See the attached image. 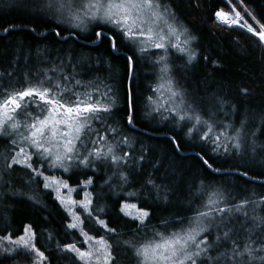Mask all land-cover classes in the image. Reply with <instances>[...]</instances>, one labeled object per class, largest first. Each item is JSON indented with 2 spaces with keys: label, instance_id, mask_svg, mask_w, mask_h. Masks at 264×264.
<instances>
[{
  "label": "trees",
  "instance_id": "trees-1",
  "mask_svg": "<svg viewBox=\"0 0 264 264\" xmlns=\"http://www.w3.org/2000/svg\"><path fill=\"white\" fill-rule=\"evenodd\" d=\"M39 1L0 0V73L4 74L0 76V86H7L9 79L18 86L23 85L25 73L48 69L63 61L66 73L72 74L75 65L78 79L85 83L98 79L111 87L110 95L115 105L107 119L109 124L119 129V135L108 133L107 143L114 145L117 155L122 152L131 154L128 166H121L128 175V183L122 184L118 176H113L116 166L107 161H96L87 168L74 166L69 172L49 169L44 163L42 170L45 175L66 180L75 189L73 196L78 201L84 198L85 191L91 193L92 208L103 209L102 212L94 211V215H99L109 228L116 231L108 232L79 207H75V212L84 219L82 227L85 231L96 238L104 237L111 244L114 264H137L126 241L138 246L152 237L154 229L164 232L165 222L167 231L178 230L182 226L179 223L181 219L186 226L213 191L225 194L227 203L221 204V207L243 200L259 202L264 197V176L249 180L236 174L244 168L250 169V176L262 171L259 166L262 155H255L257 163L253 164L251 147L243 156L233 155L232 149L228 154L223 151L213 154L211 145L201 141L197 133L191 138L186 135L192 122L177 125L172 120H163L153 111L154 105L148 100L149 97L155 100V79L162 66L157 61L166 56L169 75L176 87L199 108L204 119L215 113V121L231 123L235 129L246 118L245 145L255 143L258 152L264 147V44L245 29L229 27L215 19L217 10L230 9L224 0H164L179 22L195 37L192 41L196 59L191 64L187 62V55L173 49L165 53L161 49L150 48L141 54L137 47L126 42L110 26L97 28L95 24H90L86 31L72 29L68 25L58 28L55 19L37 12ZM232 3L235 4L236 0ZM243 7L255 16L256 21L264 24V0H244L243 6L237 5V10L248 23L259 31V25L244 14ZM101 28L106 36L117 35L119 53L112 51L107 38L93 43L96 39L94 30ZM57 30L61 31L59 37L55 35ZM73 32L78 35L72 36ZM64 37L68 38L65 40ZM127 56H132L131 65ZM69 57L71 63H68ZM8 73H13V76L9 77ZM104 91L101 86L100 92ZM245 91L247 94H244ZM95 95L98 97L100 94ZM129 99L134 126L127 123ZM218 101L224 102L223 112ZM231 106H235V111ZM29 111L36 113L31 107ZM225 112L228 115H224ZM93 126L101 128L99 123ZM125 136L129 139L128 145L119 143ZM172 136L181 145L179 152L170 142L169 137ZM6 139L3 140L0 135V142H8L9 139ZM99 145L106 147L103 143L90 147ZM13 148L9 144L8 150H11L5 151V154L12 155ZM201 149L202 154L214 161L213 167L218 168V172L210 171L201 164L196 156ZM1 162L0 171L4 167V162ZM32 163L34 167H39L42 162L33 155ZM31 175L29 169L19 165L13 166L4 175L7 182L0 183V237L11 235L15 238L23 233L25 226H29L35 233L33 242L48 258L45 264H83L74 253L61 251L68 243L84 247L81 246L83 237L79 229L67 227L71 223L68 211L55 198L54 191L44 189L39 177L30 182ZM149 177L157 185L164 186L159 197L145 183ZM89 178L93 183L85 187L84 182ZM106 180L108 183H105ZM165 193L167 199L164 198ZM30 196L37 198L29 199ZM124 203L136 204L138 208L150 212L146 227H141L138 221L120 211ZM252 207L249 205L247 209L250 215ZM262 209L264 203H259L256 214L264 216ZM215 236L213 231L209 241ZM24 261L17 260L14 255L0 253V264H22Z\"/></svg>",
  "mask_w": 264,
  "mask_h": 264
},
{
  "label": "snow or ice",
  "instance_id": "snow-or-ice-1",
  "mask_svg": "<svg viewBox=\"0 0 264 264\" xmlns=\"http://www.w3.org/2000/svg\"><path fill=\"white\" fill-rule=\"evenodd\" d=\"M224 2L230 6L231 11L217 10L214 13L217 20L229 27L236 25L245 29L264 44V24L256 21L255 16L243 7L244 14L259 25L258 31L248 23L241 11L237 10V5L243 6L244 0H236L235 4L232 0H224ZM37 12L55 19L58 28L60 25H68L72 29L86 31L90 24H95L97 28L101 25L110 26L126 42L137 47L141 54L147 52L149 47L162 49L165 52L169 48H174L187 55L189 64L196 59V53L190 47L195 37L180 24L175 13L164 0H80L79 3L76 0H41ZM55 35L61 36V31H55ZM71 35L76 36L78 33L73 32ZM94 35L96 39L93 43L107 38L112 51L119 53L116 34L106 36L101 28L94 30ZM67 38L64 37L65 40ZM127 60L131 65L132 56H127ZM68 63H71L70 57ZM80 63L82 64L83 61ZM157 63L162 65L161 79L168 85V97L164 103H161L163 97H158L156 100L149 97L150 104L154 105L153 111L163 120H172L177 125L185 121L192 122L186 135L191 138L197 133L201 141L211 145L213 154H219L221 151L228 154L232 149L233 155L243 156L247 154L248 147H251L253 153L251 163H257L255 155H262L259 161L262 171L250 176V169L244 168L236 174L249 180H254L256 176H264V147L258 152L255 143L250 146L244 143L247 119L241 120L240 127L235 129L231 123L215 121L213 119L215 113H210L208 119H204L185 100L183 93L175 87L172 78L168 76L170 69L167 57L161 56ZM2 75L4 74L0 73V76ZM7 75L11 77L13 73ZM77 75L75 65L72 74L66 73L62 61L60 65L54 64L48 69L25 73L23 85L18 86L9 79L7 86H0V95L3 97L0 99V135L15 137L11 139V144L14 146L13 154L0 155L4 161L3 170L0 171V183L7 182L4 180V175L13 166L19 165L29 169L32 174L30 182L39 177L44 189H51L56 193L55 198L73 217L74 222L69 223L67 227L79 229L80 235L84 238L83 243L88 245L87 250H82L76 243H68L61 251L74 253L75 258L83 264H114L115 257L111 251V244L104 237L97 239L85 231L82 227L84 219L80 214L72 211L75 207L83 209L87 217L93 219L96 224L114 233L115 229L109 228L99 215H94V211L102 212L103 209L92 208L91 193L85 191L83 199L75 200L71 196L75 189L71 188L66 180L54 175H45L42 170L44 163L49 169L69 172L74 166L87 168L92 167L96 161H107L110 165L116 166L113 176H118L122 184L128 183V175L121 166H128L131 154L122 152L117 155L114 145L107 143L108 133L113 136L119 135V129L109 124L107 119L115 105L110 95L111 87L98 79L85 83L78 79ZM101 86L105 89L103 93L100 92ZM163 87L164 85L161 84L153 91H160ZM89 88L93 91H88ZM95 93L100 95L97 97ZM244 94H247L246 91ZM218 103L220 111L223 112L224 102L218 101ZM29 107L36 110L35 115L29 111ZM231 107L232 111H235V106ZM129 109L127 123L134 126L131 99H129ZM19 115L24 116L23 122L17 119ZM224 115L228 113L225 112ZM95 123H99L101 128H95L93 126ZM201 128L204 130L200 131ZM169 139L179 152L181 145L175 136ZM101 143L106 144V151L102 148L90 147ZM119 143L128 145V137H122ZM202 153L203 149L196 153L201 164L210 171L218 172L219 169L213 167L214 161ZM33 155L42 162L39 167L33 166ZM140 159L143 160V156ZM92 183V179L89 178L84 182V186L87 187ZM105 183L108 181L106 180ZM145 183L156 191L157 197L164 190V186L157 185L151 177ZM65 189L67 196L63 194ZM36 198L29 197V199ZM164 198L167 199L166 193ZM226 203L227 198L223 192L213 191L208 195L203 207L197 209L195 215L188 220L186 226H183L184 221L181 219L179 223L182 226L178 230L167 231V222H165L164 232L154 229L152 237L138 246L131 241H126L125 244L132 250L137 264H264V216L256 214V206L264 203V197L259 202L243 200L227 207L220 206ZM249 205H253L251 215L247 211ZM120 211L125 216L138 221L141 227L147 226L149 211L128 203H124ZM213 231L216 232V236L209 241L208 237ZM29 232L30 228L26 227L24 236L12 239L9 235L0 237V241L6 240L10 245L25 249L34 264H45L48 259L45 252L37 248L33 242L35 233L29 236ZM3 251L11 254L16 248L4 247Z\"/></svg>",
  "mask_w": 264,
  "mask_h": 264
},
{
  "label": "rangeland",
  "instance_id": "rangeland-1",
  "mask_svg": "<svg viewBox=\"0 0 264 264\" xmlns=\"http://www.w3.org/2000/svg\"><path fill=\"white\" fill-rule=\"evenodd\" d=\"M40 2H41V1H39V4H40ZM76 2L79 3L80 0H76ZM223 11H225V12H230V11H231V8H230L229 10H223ZM214 17H215V15H214ZM215 19L217 20L216 17H215ZM217 21H218V20H217ZM218 22H219V21H218ZM220 23H221V22H220ZM180 24H182V23H180ZM222 24H223V23H222ZM182 25H183V24H182ZM183 26H184V25H183ZM233 26H236V25H233ZM184 27H185V26H184ZM181 39H183V37H181ZM190 47H191V49L193 50V41L191 42ZM150 48H151V47H149V49H150ZM154 49H155V48H154ZM169 49H173V50L179 52L177 49H174V48H169ZM161 51H164V50L161 49ZM164 52H165V51H164ZM165 53H167V52H165ZM168 67H169V66H168ZM161 76H162V73H161V71H160V69H159L158 75H157V77H156V79H155V83H156V85H155V88H154V89H157L158 86L161 85V84H163L164 87H163L162 90H160V91H156L154 94H155V100H156L158 97H163V99L161 100V103H164V101H166V100H167V97H168V92H167V87H168V85L166 84V82H165L164 80L161 79ZM168 76L170 77L169 73H168ZM174 85H175V83H174ZM175 87H176V85H175ZM176 88H177V87H176ZM183 95H184V94H183ZM184 98H185V100H186L188 103H190V104L193 106V108L196 110V112L199 113V108H198L197 106H195L194 104H192L191 102H189L187 96L184 95ZM35 114H36V113H34V115H35ZM17 119L20 120L21 122H23V120H24V116H23V115H19V116L17 117ZM21 131H23V128L21 129ZM1 137L3 138V140H7L6 138H8L9 141H8V142H0V155L5 154V151H10V150H11V149L8 150V146H9V144H11V139H12V138H15L14 136H13V137H9V136H6V135H1ZM97 147H98V148H102L103 150L106 149V147L103 146V145H99V146H97ZM13 149H14V148H13ZM17 150H18V149H17ZM30 151H31V150H30ZM104 151H106V150H104ZM0 159H1V161H3L2 158H0ZM1 161H0V164L2 163ZM3 162H4V161H3ZM70 187H71V186H70ZM71 188H73V187H71ZM54 193H55V192H54ZM73 193H74V192L71 193V196H72L73 199H75L74 196H73ZM63 194H64L65 196L68 195L66 189L63 190ZM55 195H56V193H55ZM75 200H76V199H75ZM128 204H129V203H128ZM63 207L66 209L65 206H63ZM66 210H67V209H66ZM67 211H68V210H67ZM72 211L75 212V208H73ZM68 213H69V211H68ZM69 215H70V213H69ZM70 219H71V223L74 222V221H73V217H72L71 215H70ZM26 227L30 228L29 226H25V228H26ZM25 228H24L23 233H22L21 235L15 237V238H12V239H18L20 236H24V235H25ZM31 233H33V232H32V230L30 229V232L28 233V235L30 236ZM1 237H6V236H1ZM97 239H98V238H97ZM83 240H84V238L82 239V245H81V246H84V247H82V250H87L88 245H87V244H84V243H83ZM4 247H8V248H16V251L13 252V253H11V254H7V253H5V252L3 251V248H4ZM0 253H1V254H4V255H10V256H11V255H14L15 257H17V260H19V261L22 260V259L25 260L22 264H34L33 259H31V258L29 257V255L27 254V251H26L25 249H23L22 247L15 246V245H10V244H8V242H7L6 240H5V241H0ZM82 263H83V262H82Z\"/></svg>",
  "mask_w": 264,
  "mask_h": 264
}]
</instances>
